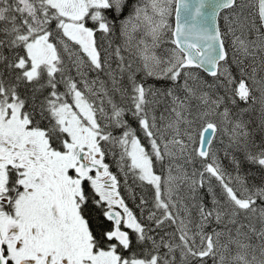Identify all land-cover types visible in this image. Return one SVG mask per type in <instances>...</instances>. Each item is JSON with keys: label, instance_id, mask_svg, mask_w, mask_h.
Wrapping results in <instances>:
<instances>
[{"label": "snow or ice", "instance_id": "6c2138e0", "mask_svg": "<svg viewBox=\"0 0 264 264\" xmlns=\"http://www.w3.org/2000/svg\"><path fill=\"white\" fill-rule=\"evenodd\" d=\"M0 264H264V0H0Z\"/></svg>", "mask_w": 264, "mask_h": 264}]
</instances>
